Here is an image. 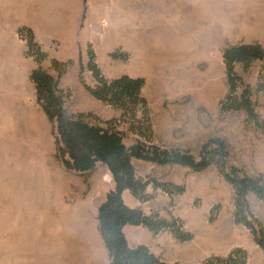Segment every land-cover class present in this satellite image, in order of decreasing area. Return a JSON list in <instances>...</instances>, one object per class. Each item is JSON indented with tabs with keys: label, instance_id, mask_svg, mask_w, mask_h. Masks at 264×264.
<instances>
[{
	"label": "rangeland",
	"instance_id": "obj_1",
	"mask_svg": "<svg viewBox=\"0 0 264 264\" xmlns=\"http://www.w3.org/2000/svg\"><path fill=\"white\" fill-rule=\"evenodd\" d=\"M89 3L85 8H94L105 36L112 37L117 23H127L116 36L125 42L130 34V49L119 46L107 53L102 38L96 63L106 78L144 79L153 142L197 157L203 143L218 137L226 143L230 164L264 180V131L242 110L220 112L229 92L222 49L250 42L264 47V0H131L130 7L128 0ZM8 38V33H0V264H109L97 209L113 182L111 174L99 165L94 176L84 179L62 165L52 124L35 102L34 84L13 69L26 59L36 62L27 47L23 51L20 40L25 46L26 41L19 34L15 42ZM113 53L123 57L112 58ZM86 60L87 54L84 64L81 58L71 60L59 78V86L71 93L67 112L119 118L120 110L86 91L81 78L89 86L95 84ZM44 61L57 77L48 55ZM9 65L13 74H8ZM236 72L243 85L250 86L254 109L264 122V92L256 89L264 81V64L257 61L247 71L237 65ZM118 128L124 132L123 143L132 145L137 136L128 124L119 123ZM135 169L141 177L184 186L182 194L170 197L149 185L146 192L153 198L142 203L148 214L178 218L193 234L191 241L179 242L168 231L151 233L154 250L165 261L203 264L234 244L249 247L246 264L264 260L250 231L234 222L233 188L214 166L194 172L188 166L135 161ZM248 201L264 226V202L253 194Z\"/></svg>",
	"mask_w": 264,
	"mask_h": 264
},
{
	"label": "trees",
	"instance_id": "obj_2",
	"mask_svg": "<svg viewBox=\"0 0 264 264\" xmlns=\"http://www.w3.org/2000/svg\"><path fill=\"white\" fill-rule=\"evenodd\" d=\"M18 34L26 41L27 55L37 64L29 78L34 84L35 102L52 124L59 161L67 170L84 177L87 172L95 169L97 163L106 166L111 174L114 188L106 193L105 200L97 210L99 233L109 264H179L165 261L145 245L130 247L123 232L126 225L142 226L153 235L168 231L179 242L193 239V234L184 229L178 218L167 219L158 212L146 214L140 207L131 208L124 203V190H128L140 203L151 200L152 194L146 192L149 185L170 197L184 192L183 185L160 181L151 176H139L132 163L133 159L159 166H188L194 172L214 166L233 188L234 222L250 231L255 244L264 254V226L253 214L247 199L249 194H253L264 202L263 176H250L230 164L224 140L209 138L202 144L197 157L189 151L154 143L149 107L142 94L144 79L128 75L106 78L96 63L95 52L90 44L87 46L85 68L90 71L95 84L89 86L82 78L81 82L94 99L120 110V117L101 120L91 112L68 113L65 103L71 93L59 87V78L72 61L53 59L51 65L57 72V77H54L41 66L47 54L35 41L32 30L23 26L18 28ZM111 57L123 56L113 53ZM222 60L229 92L220 102V112L242 110L248 121L264 131V122L260 120L251 100V88L243 85L236 72L237 65L247 71L257 61L264 64V47L258 42L229 45L222 49ZM240 85L243 87L238 91ZM256 89L264 92V81L258 83ZM119 123H127L128 130L137 136L132 145L126 146L123 143L124 132L118 128ZM210 217H213V212ZM247 259V251L236 247L226 256L209 257L203 264H246Z\"/></svg>",
	"mask_w": 264,
	"mask_h": 264
},
{
	"label": "crops",
	"instance_id": "obj_3",
	"mask_svg": "<svg viewBox=\"0 0 264 264\" xmlns=\"http://www.w3.org/2000/svg\"><path fill=\"white\" fill-rule=\"evenodd\" d=\"M128 5L129 7L131 6V0H128ZM89 6V0H87L86 5L84 0H0V33H8V40L10 42H15L18 38V28L23 26L30 28L33 32L35 41L40 45L42 51H44L48 55L49 62L52 59L60 62H65L67 60L77 61L81 58V61L84 64L87 45H92L96 56L98 57L96 48L100 46V39L102 38L104 39V42L108 43L106 47L107 53H112L114 49L119 46H122L123 49H130V34L129 40H127L128 42L119 41L118 37L116 36L117 31L119 32L121 24L123 26H127V23H117L113 31H111L113 32L111 33L112 37L109 35L105 36L103 33L104 28L101 27L100 29H98L97 27L98 22L96 14L93 10L94 8H85ZM103 8L105 9V7ZM129 24L131 25L132 23L130 22ZM20 41L23 44V51H25V42L22 40ZM114 43H117V45H115ZM24 61H26V64H13V69H16L17 73L25 75L27 80L31 82L29 75L31 70L34 69L37 64L34 63L32 59H26ZM41 65L51 75H53L52 71L48 69V64H45V61L41 63ZM11 67L12 66L9 65L10 70L8 74L12 73ZM15 83L18 84L17 82ZM31 84L33 85L32 82ZM59 87H63L61 83ZM16 88L18 87H13L12 89ZM135 161L140 160H132L134 167ZM99 165L101 164L97 163L93 171L87 172L86 177L80 174L78 175L84 177V179H89L91 176H94V172ZM139 175L143 176L142 174ZM173 183L175 184V182ZM113 188L114 183L112 182L108 185V188L104 193L105 197L106 193ZM122 199L127 206L131 208L140 207L144 213L148 214L144 210L143 204L135 199L128 190L123 191ZM103 201L104 198L102 195L99 204H101V202ZM123 232L130 247L145 245L154 254L157 255V252L154 250L155 245L150 238L152 234L146 228L142 226L126 225L123 228ZM160 234L161 233L155 236H158ZM172 246H174L173 242ZM232 247H241L246 251L249 250V247L243 244H234L227 249H225L226 247H221V249H225V251L219 253L218 255L224 256L228 254V252L233 249ZM257 264H264V260Z\"/></svg>",
	"mask_w": 264,
	"mask_h": 264
},
{
	"label": "bare ground",
	"instance_id": "obj_4",
	"mask_svg": "<svg viewBox=\"0 0 264 264\" xmlns=\"http://www.w3.org/2000/svg\"><path fill=\"white\" fill-rule=\"evenodd\" d=\"M203 19H207V18H203Z\"/></svg>",
	"mask_w": 264,
	"mask_h": 264
}]
</instances>
